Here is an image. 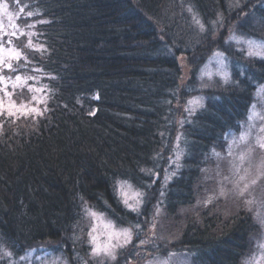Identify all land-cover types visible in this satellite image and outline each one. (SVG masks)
<instances>
[{
  "label": "trees",
  "instance_id": "1",
  "mask_svg": "<svg viewBox=\"0 0 264 264\" xmlns=\"http://www.w3.org/2000/svg\"><path fill=\"white\" fill-rule=\"evenodd\" d=\"M1 1L20 29L3 40L31 61L2 74L38 77L12 88V98L34 103L30 84L47 91L37 104L43 115L0 114V244L13 253L0 264L45 245L68 264H101L90 255L85 201L118 225L154 224L163 251H186L198 264H240L259 220L248 205L210 194L205 174L264 82V58L225 43L232 32L264 40V0ZM30 32L46 51L25 47ZM214 50L229 57L231 83L217 75L200 82L199 67ZM181 56L190 67L186 81ZM193 96L202 107L186 110ZM176 150L179 167L170 162ZM117 180L146 193L139 215L120 202ZM122 257L131 252L105 264Z\"/></svg>",
  "mask_w": 264,
  "mask_h": 264
},
{
  "label": "rangeland",
  "instance_id": "2",
  "mask_svg": "<svg viewBox=\"0 0 264 264\" xmlns=\"http://www.w3.org/2000/svg\"><path fill=\"white\" fill-rule=\"evenodd\" d=\"M6 4L5 2L0 0V31L6 32V33H12L13 31L16 32V35L20 33V29L15 24V20L12 17L8 7L7 9H4L2 5ZM8 6V5H7ZM11 16V20L9 17ZM13 25L16 27L14 28ZM255 39V38H254ZM258 40V39H256ZM13 47L12 45L5 46ZM216 50H214L211 55L208 57V59L203 62V64L199 67L198 73L200 76V82H204V78H209L208 75H201L202 70L206 73H211L212 76H215L217 65L214 59H211L213 56V53ZM264 58V57H263ZM179 59L182 61L181 63V69H182V77L184 81H186L190 76V67L188 66L187 62H185V57L181 56ZM229 70V68H228ZM5 77H10L9 75L2 74ZM15 81V78L12 79L6 83V90L9 93H12L13 84L12 82ZM264 85V82L261 84ZM31 86L33 88H37L33 85H28V87ZM5 87L4 84H0V89H3ZM36 96L38 99L42 98L40 92H32V97ZM31 97V99H32ZM199 96H193V98H197ZM200 98V97H199ZM189 99V100H191ZM188 100V101H189ZM0 102H2V105H0V114L6 113L9 114V111L13 112L14 114H21L25 113V111L31 109L32 107H37V104L34 103H16L14 99L6 97L4 95V91L0 90ZM14 106L10 107V105ZM202 102V101H201ZM257 104V111L264 115V107L261 106L258 99L255 102ZM194 106H189L188 102L185 105V109H191ZM196 108V107H195ZM250 110V109H249ZM249 115V111L247 114V117ZM247 117L242 121L239 129L237 131L230 130L225 133V141L226 145H224V149L219 150L222 151L223 154L218 153L216 149H214V152L212 154L214 158V163L211 164L208 167L207 173L205 174V180L209 183V190L211 193H216V195H219L222 199H227L228 201L233 202L234 201H240L241 203H244L249 206L251 211L257 216L258 213L264 211L262 209V199L261 195L264 192V186H263V178H264V149L259 148V146L256 144V137L257 136H264V132H261L260 129L264 127V119L256 118L253 122V125L251 128H249V121ZM242 133H248L247 138L242 140L241 134ZM229 151H231V155H229ZM219 155H216V154ZM244 155L245 160L243 163L240 161V156ZM239 166L240 172L236 173V167ZM244 176L245 179L243 181H239V177ZM227 177L228 179L225 180L224 178ZM255 180V184H251V181ZM239 181V187H243L244 184H249L250 187L248 189V193L244 197H240L237 193L239 190V187H237V182ZM133 186V185H132ZM133 189L136 188L133 186ZM131 194V193H129ZM208 195V193H207ZM252 200L253 203L251 205L247 204L246 201ZM97 212V211H96ZM99 213V212H98ZM159 213V212H158ZM156 212V215L158 214ZM159 215V214H158ZM157 215V216H158ZM105 217L106 221H111L116 228H128L130 225H118L108 217ZM90 218V217H89ZM91 220V218H90ZM259 220L258 230L256 234L253 237L252 240V249L249 254L242 259L245 260L248 257H252L255 255L256 257H259L261 254L258 251V242H264V223H261V220ZM156 222V221H154ZM141 225V231L139 232V235L136 236L133 235L132 242L127 245L123 249H118L117 253L123 250H127L128 252H131V257L128 259H124L122 257L121 264H149L150 261H154L156 259L159 260H168V264H198L193 263L191 261V258L189 254L186 251L182 250H176L171 247H169L166 251H163L162 244L163 241H155L157 240L156 236V228L154 224H150L149 222H145V224ZM91 227V221L90 226ZM100 231H104L103 225L101 224L99 226ZM101 241L105 239L104 236L100 237ZM141 240H146L148 243L141 244ZM155 243L153 244V242ZM161 242V243H160ZM91 246V245H90ZM152 248L153 251L149 252L147 249ZM163 251V252H162ZM171 254V255H170ZM26 257V259L21 260L20 257ZM144 257L140 260L141 257ZM17 260L15 264H68L66 259L61 256V254L53 249L49 248L47 245L44 246L43 250H30L25 252L23 255H21ZM37 257H40V259H37ZM100 259V262H112L111 260H108L106 257L101 255L98 257ZM242 261L240 264H242ZM253 264H256L254 261ZM259 264H264V260L259 261Z\"/></svg>",
  "mask_w": 264,
  "mask_h": 264
},
{
  "label": "snow or ice",
  "instance_id": "3",
  "mask_svg": "<svg viewBox=\"0 0 264 264\" xmlns=\"http://www.w3.org/2000/svg\"><path fill=\"white\" fill-rule=\"evenodd\" d=\"M4 9H7V4L2 5ZM239 7V5H237ZM188 12L192 13V20L193 23L198 26L199 31L201 33H206L209 29L206 27L205 23L201 21V19L198 17V15L193 11V8L191 6L188 7ZM23 11V9H21ZM36 13L33 12H27V16L31 17L35 15ZM11 20V16L9 17ZM40 23H47V21H40ZM211 25L215 26L216 21H211ZM15 28L16 26L13 25ZM28 27H35V25H28ZM25 33H21V35H24ZM15 36L16 32L13 31L12 33H6L0 31V84H4L5 87L3 89L4 95L6 97L11 98L12 93H9L6 90V83L11 80L10 77H5L2 75V72L4 69L9 70L10 72H17L20 68H27L28 64L31 63L29 61L27 55L25 53L15 47H5V44L11 45L12 40L9 38L7 41L3 40V36ZM29 36L28 43L25 45L26 48L32 49L35 52H43L46 51L43 45L41 44H33L31 37L37 35L36 33H27ZM19 38V37H17ZM226 44L234 43L236 45H239L241 47L237 48V51L243 53L244 55L248 57H264V40H256L254 38L246 37L245 35H237L235 32H232L228 39L225 41ZM211 59H214L217 65L216 75L220 77V79L224 83H231L232 82V76L229 72V64L228 60L229 57L225 55L224 52H221L219 50L215 51L213 53V56ZM23 60L24 64H20L19 61ZM16 62L15 64L13 62ZM34 72H41L42 69L34 68ZM201 75H208L209 79H211L212 74L206 73L202 70ZM243 75V72L241 73ZM51 79H54V77H51ZM28 80H38V77L36 76H25L21 77L20 75H16L15 81L12 82L13 88L16 87H24L27 84ZM207 86V85H205ZM29 92H46L47 91V85H45L43 88H33L31 86L28 87ZM255 97L258 99L259 103L262 107H264V85L257 86L256 93L254 94ZM202 98H193L188 101L189 106H194L191 109L186 108V110H195V107H202L201 103ZM32 101L36 104L40 103H46V100L44 98H37L35 95L32 97ZM0 105H2V102H0ZM14 106L10 105V107ZM47 109H45L46 111ZM28 111L31 113H35L37 116L43 115V112L38 107H32L31 109L25 111V115L28 114ZM9 115H14L13 112L9 111ZM256 118L264 119V115H261L257 111V104L253 103L250 106L249 115L247 117L249 121V128L252 127L253 122ZM261 132H264V127L260 129ZM248 133H242L241 139L244 140L247 138ZM180 139V136H177V140ZM256 144L259 146V148L264 149V136H257L256 137ZM216 155H219L218 153ZM229 155H231V151H229ZM181 152L179 150H176L175 154V161H172L170 158V162H176L177 167H179L178 161L180 159ZM245 160V156H240V161L243 163ZM236 173L238 174L240 172L239 166L236 167ZM142 171H144L142 169ZM149 172L151 170H148ZM174 174V173H173ZM170 179V176H165V180L167 181ZM225 180L228 178L225 177ZM245 179L244 176L239 177V181H243ZM239 181L237 182V187H239ZM256 181H251V184H255ZM250 185L244 184L243 187H239L238 195L240 197H244L248 193ZM114 191L116 192L118 198L120 199V202L123 203L126 209H128L131 212L136 213L137 215L140 214V209L142 205L144 204V198L146 193L141 189H133L132 184H130L126 180H117L115 182ZM131 193V194H129ZM83 200V198H81ZM207 203V201H206ZM247 204L251 205L253 203L252 200L246 201ZM264 207V205H262ZM84 214L86 217L91 218V227L88 229V243L91 245V253L90 255L93 258L100 257L103 255L108 260L115 261L117 259V250L123 249L127 245H129L132 242L133 235L136 236L139 235V232L141 231V225L139 223L135 225H130L128 228H116V226L111 221H106L104 217V213H98L93 210L92 207L88 206L87 202H84L83 206ZM159 212V208H157V213ZM258 219L261 220V223H264V211L258 213ZM103 225L104 231H100L99 226ZM104 236L105 239L101 241L100 237ZM141 244L148 243L146 240H141ZM35 251V250H33ZM258 251L260 252V256L256 257L253 255L252 257H248L245 260L242 261V264H253L255 261L256 264H259V261L264 260V242H258ZM13 253L7 248L3 246V244H0V260H3L5 257H12ZM171 255V254H170ZM21 260L26 259V257L22 256L20 257ZM37 259H40V257H37ZM101 264H104L102 261ZM149 264H168V260H159L156 259L154 261H150Z\"/></svg>",
  "mask_w": 264,
  "mask_h": 264
}]
</instances>
